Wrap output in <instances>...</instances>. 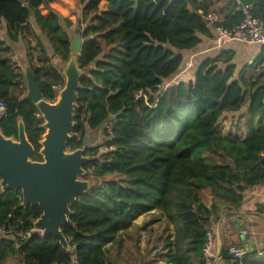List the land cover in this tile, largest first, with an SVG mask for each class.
Listing matches in <instances>:
<instances>
[{
  "label": "trees",
  "instance_id": "1",
  "mask_svg": "<svg viewBox=\"0 0 264 264\" xmlns=\"http://www.w3.org/2000/svg\"><path fill=\"white\" fill-rule=\"evenodd\" d=\"M54 0H0V26H7L11 46L36 29L42 53L49 51L63 63L71 58L72 22L60 10L48 14L44 7ZM219 1V0H216ZM106 4L101 12L100 5ZM214 0H80L83 46L81 79L74 111V128L67 144L82 149L114 119V138L104 144L107 152L97 160L98 149L88 148L95 166L91 190L71 205L63 233L70 244L65 251L53 238L39 236L19 244L0 240V264L16 257L24 264H115L106 248L116 236L131 229L140 217L160 211L174 227V239L165 244L166 264H211L203 256L207 233L222 212L239 208L245 193L264 183V61L239 74L232 51L203 58L189 68L187 53L203 38L213 37L206 21ZM264 14V0H241ZM239 0L227 16L230 28L241 21ZM202 12V14H200ZM12 52L0 38V104L8 117H0V130L18 138V120L25 123L27 137L40 155L41 119L36 105L14 94L25 82L6 55ZM35 74L43 99L55 103L58 69L28 64ZM188 69V70H187ZM187 70L184 74L183 72ZM45 71V73H43ZM27 83V82H25ZM244 110L249 137L219 128L225 114ZM1 183V179H0ZM210 190L219 201L206 203L202 191ZM21 192L0 190V228L8 221H22L31 228L41 217L38 206L22 208ZM10 216L12 218L10 219ZM233 258H226L235 264ZM264 264V260H245Z\"/></svg>",
  "mask_w": 264,
  "mask_h": 264
},
{
  "label": "water",
  "instance_id": "2",
  "mask_svg": "<svg viewBox=\"0 0 264 264\" xmlns=\"http://www.w3.org/2000/svg\"><path fill=\"white\" fill-rule=\"evenodd\" d=\"M82 46V35L78 32L71 41V58L62 67L65 85L58 91L55 103L43 99L31 67L24 69L28 85L25 99L36 105L43 121L40 127L45 131L40 142L43 162L32 160L35 148L27 137L22 118L18 120L17 139L5 137L0 130L1 192H21L22 208L38 206L42 215L34 226L43 231L42 238H55L65 251H70V244L62 229L68 223L70 207L92 188V182L85 179V167L92 162V158L87 156L90 139H85L82 149L72 152L67 148L74 128L77 94L85 75L78 65ZM232 224L238 231H247L246 226L237 220ZM248 237L245 234L242 239ZM239 249L245 253L244 247ZM229 256L232 257L231 253ZM218 258L211 257L210 261L215 264Z\"/></svg>",
  "mask_w": 264,
  "mask_h": 264
},
{
  "label": "rangeland",
  "instance_id": "3",
  "mask_svg": "<svg viewBox=\"0 0 264 264\" xmlns=\"http://www.w3.org/2000/svg\"><path fill=\"white\" fill-rule=\"evenodd\" d=\"M56 8L60 9L72 22L73 25L69 30V34L73 39L78 31L86 26L79 22L83 9L80 0H54L51 4L44 7V13L48 14ZM100 10L101 12L106 10L104 3L100 5ZM36 32L41 37L37 29ZM36 32L34 29L26 32L21 43L13 46L14 50L6 56L9 60H12V64L19 75H24L25 67L31 63L35 68L39 67L43 68V70H46L49 66H53L64 77L62 70L64 63L57 56L53 55L52 51H49L47 55L41 52ZM41 39L46 43V39L43 36ZM25 82L23 80L19 82L14 90L15 95L23 97L28 94V85ZM59 83L61 84L60 81ZM60 84L57 86V91L62 89ZM241 112L242 110L234 114L227 113L221 119L219 128L225 135L229 133L240 137L245 135ZM97 135H101L100 145H102L105 141L104 132L100 130V133ZM201 194L206 203L219 201L210 190H204ZM168 238L174 239V227L160 211H154L140 217L135 221L131 229L118 234L112 244L106 248L107 257L109 261L115 264H163L167 257L165 244ZM5 264L24 263L16 257H9L5 261Z\"/></svg>",
  "mask_w": 264,
  "mask_h": 264
},
{
  "label": "crops",
  "instance_id": "4",
  "mask_svg": "<svg viewBox=\"0 0 264 264\" xmlns=\"http://www.w3.org/2000/svg\"><path fill=\"white\" fill-rule=\"evenodd\" d=\"M235 1L236 0H214L209 14L216 13L220 25L227 24V16L233 13L232 8ZM242 6L244 5H242L241 0H239V8L237 9H240ZM200 14H202V12H200ZM257 15L263 16L264 14L258 13ZM7 32V26H0V38L7 46L11 47L13 51L14 48L8 40ZM222 51H232L235 54L234 63L237 69L239 68V74L244 68L252 66L255 62L264 61L263 46L246 44L236 40H225L221 42V44H218L217 38L213 33V37L203 38L202 44L197 49L187 53L189 68L191 65H193L194 68L203 58L217 56ZM262 69H264V67L257 69L255 74L260 73ZM187 70H185L183 74ZM243 114L244 110H242L241 116ZM241 120L245 129V135L241 138L247 139L249 133L246 122L243 117H241ZM99 133L100 131L97 134ZM97 134L89 137L90 148H96L100 145L102 137ZM222 214V218L220 220H214L211 227L213 231L211 257L219 256L215 264H229L226 258H232L229 256V249L232 246H237L239 248L244 247L245 253L243 254L248 258H255L259 251L264 250V183L248 190L239 208L234 209L229 215L223 210ZM230 215L231 218H229ZM234 220L245 225L247 231L245 233L238 231L236 226L232 224ZM223 230L227 231L223 233ZM245 234L249 236L248 239H242V236H245ZM232 261L235 260L232 259ZM165 263L164 261L163 264ZM210 263L213 264L211 261Z\"/></svg>",
  "mask_w": 264,
  "mask_h": 264
},
{
  "label": "built area",
  "instance_id": "5",
  "mask_svg": "<svg viewBox=\"0 0 264 264\" xmlns=\"http://www.w3.org/2000/svg\"><path fill=\"white\" fill-rule=\"evenodd\" d=\"M241 15V21L231 28L223 27L219 24L218 16L216 13H211L206 16V21L209 22L213 27V32L217 38L218 44L225 40H236L246 44L259 45L264 47V15L259 16L255 12L254 4H247L238 9ZM264 67V63L261 65ZM57 90V88H56ZM0 117H8V109L6 103L0 104ZM38 119L41 118V114H36ZM115 120L107 121L103 127L102 131L106 135L108 140L114 138V126ZM95 149H98V155L93 156V159L97 160L102 154H105L108 150L106 145L103 143ZM95 171V166L91 165L87 174L93 177ZM12 216H10V219ZM43 237V231L37 229L35 226L31 228H26L22 221H17L15 223L8 220L0 228V240L12 239L19 244L25 243L34 237ZM213 246V231L210 229L207 233V241L203 248V256L206 258L211 257V249ZM232 258L235 260V264H245V260H264V250L259 251L255 258L246 257L243 252L237 246H232L229 249ZM72 264H78L76 256L72 257Z\"/></svg>",
  "mask_w": 264,
  "mask_h": 264
}]
</instances>
